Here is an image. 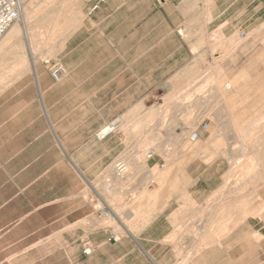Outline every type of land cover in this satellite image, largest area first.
<instances>
[{"label":"crops","instance_id":"0c3cea01","mask_svg":"<svg viewBox=\"0 0 264 264\" xmlns=\"http://www.w3.org/2000/svg\"><path fill=\"white\" fill-rule=\"evenodd\" d=\"M55 2L41 26L54 35L59 21L49 63L63 66L61 80L32 50L39 7L32 1L26 25L0 45V264H248V227L239 234L216 214L206 220L224 184L220 164L200 171L187 154L209 156L217 145L219 134L201 143L199 126L216 115L223 86L234 91L235 111L223 106L237 142L241 133L249 144L250 130L264 123V114L245 119L264 106V97L254 104L252 89L263 79H221L223 42L238 37L251 47L264 36V0H73L71 10ZM229 51L236 68L239 51ZM207 84L214 93L205 94ZM111 122L115 132L98 139ZM195 131L201 137L190 140ZM98 181L108 186L95 189ZM114 196L119 212L107 202Z\"/></svg>","mask_w":264,"mask_h":264},{"label":"rangeland","instance_id":"374dc122","mask_svg":"<svg viewBox=\"0 0 264 264\" xmlns=\"http://www.w3.org/2000/svg\"><path fill=\"white\" fill-rule=\"evenodd\" d=\"M28 1H32L39 6L38 11H34L31 18V21L33 22V31L36 35L35 43H37L32 50L37 54L39 60L53 59L60 46V43L58 42V37L60 36V31L58 30L59 21H56L54 35L52 31L44 29L41 25L44 24L43 20L46 13H53L55 9L53 11H50V9L54 7L56 8L57 4L55 0ZM64 1L63 9L71 10V7H73V0ZM58 14L59 13H56L53 16L56 17ZM259 28L260 30H264V24ZM40 37L42 39H40ZM251 40V47L249 45V47H245V39H240L238 37L232 38L230 43L229 41L227 43L223 42V49L226 50V52L222 53L221 58V79L222 82H224L223 84H226V82L229 81V78L232 77L233 81L236 80L239 85H248L256 76H260L264 83V36L254 37ZM234 48H237L239 51L236 68L233 67V63L230 62L229 59V49ZM246 48H248V50L252 48V51L247 52ZM223 88L226 90L223 95L220 96L215 93L217 96V101L215 103L216 115L207 117L208 131L200 138L201 143H204L212 135H215L216 138L219 134L216 138V140H218L217 145L215 148H210L211 154L209 156L204 155L202 150H199L194 153L189 152L187 154V159L189 161L196 159V162L200 163V171L203 170L205 166L204 163L209 164L214 162L220 164L219 173L224 176V184L221 191L217 192L216 195L211 197L208 201L205 209L206 217L209 216V214L212 216L215 215L212 211L218 210L216 216L220 217L219 221L222 222L223 226L228 227L225 231H231L233 228L237 227L240 234L241 231H246L245 227H248L247 231L252 232L254 251L252 259H250L248 255L247 263L264 264V145H262L264 135L261 133L264 123H261V120L257 119L264 114V106L259 109H251L247 111L245 119L255 121L260 120V124L257 127L255 126L250 130V133H248L251 142L245 144V146L243 142V146L240 148V143L238 144L237 140L234 138L232 127L230 126L231 124H229L231 116L225 114L226 108L223 106V101H225L228 104L227 110L230 112L235 111V109L232 108V100L231 102L228 100V97L230 99L233 97L232 95L234 94V91L226 88V86H223ZM204 89H206V95L214 93V91L209 90L211 89V86L208 84ZM222 149L227 154L230 150L231 157H242H239V160H233V162L232 160H229L227 156L222 154ZM188 150L189 148H184L186 153ZM157 151L163 155L169 153V150L167 149H157ZM144 152L145 149L143 148L141 154L142 163L139 165L140 170H144L145 168ZM247 157L250 161L256 160V163L252 166H248L245 165V163L240 162L241 159L245 162ZM166 167L167 165L162 169L156 170V172L163 171ZM131 170L132 169H129V167L126 169L127 172ZM105 177L106 176H104V178ZM94 185L95 189L98 190L108 186V184H103V182L100 181L95 182ZM116 199L115 196L107 198V202L115 212H119L118 204L115 202ZM238 214H246V216H250V219H244L243 222L242 220L241 222L237 221L240 223L236 222L235 224L232 219L236 218ZM246 222H248V224H246ZM250 227L251 229H249ZM114 231L118 234L123 233L119 227H116ZM243 235L245 234L243 233Z\"/></svg>","mask_w":264,"mask_h":264},{"label":"built area","instance_id":"2783aa9c","mask_svg":"<svg viewBox=\"0 0 264 264\" xmlns=\"http://www.w3.org/2000/svg\"><path fill=\"white\" fill-rule=\"evenodd\" d=\"M102 1V0H101ZM96 7V6H94ZM22 10V0H0V40L4 36V34L9 30V28L13 25V23L19 18V15ZM243 34H240L242 37ZM49 64V70L51 77L54 81L61 80L66 72L63 66L58 62L49 63V60L46 62ZM116 124L114 122L108 123L105 126L101 127L96 133V137L98 139H104L115 132ZM200 132H207L208 131V123L202 122L199 126ZM200 133L195 131L191 133V139H199ZM151 152L148 151L146 156L149 157ZM115 168L118 172L124 171V165L120 162L115 164ZM100 213L107 212L106 208H100ZM117 241L119 238L118 236L112 235L110 240ZM84 253H90V247L87 246L83 249Z\"/></svg>","mask_w":264,"mask_h":264},{"label":"bare ground","instance_id":"6f19581e","mask_svg":"<svg viewBox=\"0 0 264 264\" xmlns=\"http://www.w3.org/2000/svg\"><path fill=\"white\" fill-rule=\"evenodd\" d=\"M28 5H29L28 0H22V10H21V13L19 15V18L13 23V25L9 28V30L12 27H13V29H19V28H22L26 25L27 19H28V13H29ZM5 34H4V36H5ZM6 37L7 36H5L3 39L1 38L0 45L7 44V38ZM252 89H253V96H254V104L259 103L262 100V98L264 97V85L259 84V83H255V85H253ZM243 136L244 135L241 133L238 134V144L240 143V148L243 146V139H242ZM190 137H191V135H190ZM190 140H192V139L190 138ZM212 213H214V211H212ZM215 214H217V213L215 212ZM249 217L250 216H246V214H243V215L238 214L236 216V218H234L232 220H233V223L235 222V224H236L237 221L241 222V220H242V222H243L244 219L245 220L250 219ZM214 219H215L214 215L212 216L211 214H209V216L206 217L207 221L214 220ZM240 222H237V223H240Z\"/></svg>","mask_w":264,"mask_h":264}]
</instances>
